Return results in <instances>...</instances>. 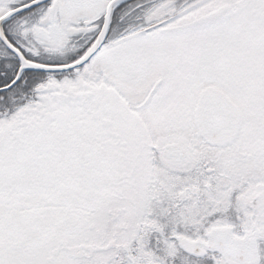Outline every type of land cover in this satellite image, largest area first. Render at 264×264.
Instances as JSON below:
<instances>
[{"label":"snow or ice","instance_id":"6c2138e0","mask_svg":"<svg viewBox=\"0 0 264 264\" xmlns=\"http://www.w3.org/2000/svg\"><path fill=\"white\" fill-rule=\"evenodd\" d=\"M0 264H264V0H0Z\"/></svg>","mask_w":264,"mask_h":264}]
</instances>
